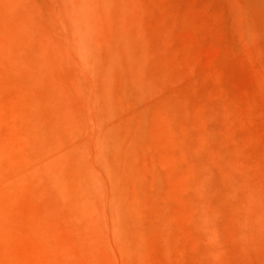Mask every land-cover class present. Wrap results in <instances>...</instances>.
<instances>
[{
	"label": "rangeland",
	"instance_id": "rangeland-1",
	"mask_svg": "<svg viewBox=\"0 0 264 264\" xmlns=\"http://www.w3.org/2000/svg\"><path fill=\"white\" fill-rule=\"evenodd\" d=\"M1 109L0 264H264V0H0Z\"/></svg>",
	"mask_w": 264,
	"mask_h": 264
},
{
	"label": "bare ground",
	"instance_id": "bare-ground-1",
	"mask_svg": "<svg viewBox=\"0 0 264 264\" xmlns=\"http://www.w3.org/2000/svg\"><path fill=\"white\" fill-rule=\"evenodd\" d=\"M63 11V10H62ZM9 12L11 14V16L13 17V19L15 20V22L17 24H20L21 23V20H20V17L18 15V13L16 12L15 8H9ZM86 20V19H84ZM76 21V20H75ZM76 25V24H75ZM74 25V26H75ZM88 28V27H87ZM76 31V30H75ZM74 31V32H75ZM90 33V32H89ZM78 35V34H77ZM77 37V36H75ZM55 39V38H54ZM9 41V40H8ZM78 43L77 45L73 46V51L75 52V55L77 56L78 58V63L81 64V66L83 68H86V69H90L91 68V61H90V56L89 55H86L83 51V47L85 46L86 44V35L85 33H82V31L80 30L79 32V39H78ZM12 43V42H11ZM93 44V43H91ZM87 52V51H86ZM9 57L10 59L13 61V63H15L17 65V67H21V63H20V60L17 58V55L15 52H12L9 54ZM33 58V57H32ZM51 58V57H50ZM62 61V60H61ZM76 62V61H75ZM76 62V63H77ZM119 63V62H118ZM23 64V63H22ZM24 67V66H23ZM108 70V69H107ZM32 96V95H31ZM101 98V97H100ZM99 98V99H100ZM16 102V101H14ZM20 103V102H19ZM24 103V102H23ZM4 104V102H3ZM2 105V104H1ZM6 105V104H5ZM11 105V104H10ZM21 105V104H20ZM14 107V106H13ZM12 107V108H13ZM27 107V106H26ZM41 107V106H39ZM43 108V107H41ZM6 109V108H5ZM5 109H1L0 111V118H5L7 117L8 113L6 114V111L8 110H5ZM14 110V109H13ZM12 110V111H13ZM19 112V111H18ZM17 114V113H16ZM24 114V113H23ZM15 115V114H14ZM26 115V114H25ZM17 116L20 118L21 120V117H22V114L21 112L17 114ZM27 116V115H26ZM13 119V118H11ZM24 119V118H23ZM22 119V120H23ZM9 120V119H8ZM27 120V119H26ZM2 121V120H1ZM14 121V120H13ZM29 121V126L31 128V131H32V134L29 132V135H25L24 132L20 133V132H17L16 131H13L14 127L13 128H10L12 132H15L13 134L15 135H18L16 136L18 139L20 138L21 141L24 140V145H20V143H17V145L15 144V148L17 150V153L15 152V150H13V148L11 147L10 143H8L5 139L1 140L0 139V211L2 212L1 209H4V207L6 206L7 204V198L8 195L5 196V191H7L6 189L9 188V185H12L15 186L17 185L16 182H18L17 180L19 179V177L22 175H30L31 176V170H32V165H33V161L36 159L37 162L42 166V167H45V168H50L51 170L54 169V171L59 174V175H62L64 170H65V165H63L61 162H56L54 159L52 158H44L43 155L41 156L40 155V149L39 147H34V149L28 145V143L30 141H28L27 139H32L35 135V132L38 133L39 135V128H38V125L36 122H34V120H28ZM0 123H3V122H0ZM10 124V122H8ZM13 123V122H11ZM55 123V122H54ZM5 124V123H3ZM104 124V123H103ZM6 125V124H5ZM11 125V124H10ZM4 126V125H2ZM9 126V125H8ZM61 126V125H60ZM110 126V125H109ZM7 127V126H6ZM11 127V126H9ZM9 127H8V132H7V128L4 130L5 132H2V134H6V133H9ZM26 127V126H25ZM17 129H19L18 127H16ZM1 129V127H0ZM91 131V130H90ZM34 132V134H33ZM1 133V131H0ZM11 133V132H10ZM17 133V134H16ZM92 134V133H91ZM8 137V136H7ZM114 137V136H113ZM42 138L44 140H49L45 135L42 136ZM105 138V137H104ZM16 139V138H15ZM34 139V138H33ZM54 139V142L51 143V144H54L56 147L52 146L50 143L49 144H45L44 146V152L46 153H50V152H55L58 154V155H61V156H65L69 159H72V160H75V158L72 156V154L67 151V150H64L60 147L61 143H62V139L58 138V137H53ZM19 140V141H20ZM20 141V142H21ZM14 142V140H13ZM11 142V143H13ZM22 144V142H21ZM14 145V144H13ZM12 145V146H13ZM112 147V146H111ZM30 150V151H29ZM113 150V149H112ZM118 150V149H117ZM33 151V152H32ZM115 151V149H114ZM117 152V151H116ZM32 154V155H31ZM104 154L105 152L100 156L99 158V163L100 161L101 162H104ZM108 154L111 155V154H114V159L117 157V154L114 152L112 153L111 150L108 151ZM92 159V158H91ZM76 161V160H75ZM92 162V161H91ZM8 163L11 164H15V167H17V170H13V169H8ZM17 165V166H16ZM102 167V166H101ZM11 168V167H10ZM19 168V170H18ZM10 171H12V174ZM15 171V172H14ZM120 171V170H119ZM17 172V174L19 172H22L20 173V176L18 177L17 174H15ZM121 174V173H120ZM101 176V175H100ZM102 179V178H101ZM127 179V178H125ZM120 180V179H119ZM111 188H119V182L118 181H114V179L111 180ZM122 181V180H121ZM64 181L63 180H57L56 181V185L57 187H59L60 185L63 186ZM131 185V184H130ZM146 192V191H145ZM122 194V193H121ZM112 198L110 197L109 200H111ZM11 201V200H10ZM129 201V200H128ZM104 202H105V199H104ZM11 203V202H10ZM9 203V204H10ZM103 204V203H102ZM12 206V205H11ZM131 206H132V209L131 208H128L127 211L129 212V216L132 218V220H135L136 217H137V209H138V205L135 204V203H131ZM114 207V206H113ZM125 207V206H124ZM103 208V207H102ZM104 211V210H103ZM1 214V213H0ZM107 218V217H106ZM7 222V221H6ZM137 224V223H136ZM22 226V225H21ZM138 226V225H137ZM3 228V227H2ZM24 228V227H23ZM33 236V235H32ZM148 236V235H147ZM38 252V251H37ZM41 253V252H40ZM46 253V251H45ZM36 254H39V253H36ZM35 255V254H34ZM44 255V254H43ZM40 256V255H39ZM52 257V256H51ZM33 258V257H32ZM48 258V257H47ZM21 262V261H20ZM47 262V261H46ZM17 263V262H16ZM19 264V262L17 263ZM50 264V263H49Z\"/></svg>",
	"mask_w": 264,
	"mask_h": 264
}]
</instances>
